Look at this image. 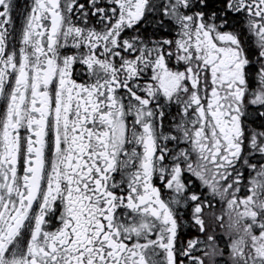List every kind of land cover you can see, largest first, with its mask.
Listing matches in <instances>:
<instances>
[{
    "label": "snow or ice",
    "instance_id": "6c2138e0",
    "mask_svg": "<svg viewBox=\"0 0 264 264\" xmlns=\"http://www.w3.org/2000/svg\"><path fill=\"white\" fill-rule=\"evenodd\" d=\"M16 11L0 0V264H264V0Z\"/></svg>",
    "mask_w": 264,
    "mask_h": 264
},
{
    "label": "flooded vegetation",
    "instance_id": "af4514ba",
    "mask_svg": "<svg viewBox=\"0 0 264 264\" xmlns=\"http://www.w3.org/2000/svg\"><path fill=\"white\" fill-rule=\"evenodd\" d=\"M29 3H30V0H16L17 11L13 15H14V20L16 22V28L17 29H19V27H20V23L22 20V13ZM166 123H167V121H166ZM183 231L188 232L189 229L187 227H185Z\"/></svg>",
    "mask_w": 264,
    "mask_h": 264
}]
</instances>
